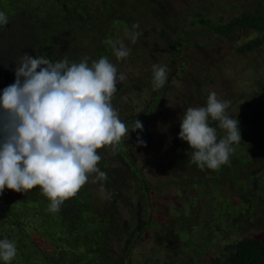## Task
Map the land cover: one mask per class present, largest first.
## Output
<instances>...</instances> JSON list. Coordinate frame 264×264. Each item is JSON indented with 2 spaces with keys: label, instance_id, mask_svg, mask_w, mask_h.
<instances>
[{
  "label": "rangeland",
  "instance_id": "1",
  "mask_svg": "<svg viewBox=\"0 0 264 264\" xmlns=\"http://www.w3.org/2000/svg\"><path fill=\"white\" fill-rule=\"evenodd\" d=\"M0 11L9 21L0 26V57L6 49L16 59L12 68L0 61V91L14 82L23 53L69 62L106 56L126 77L113 106L129 128L135 119L143 125L115 154L97 150L111 199L91 178L57 213L38 186L0 194V239L17 247L10 264H33L42 251L51 264H223L237 240H264L263 31L227 30L246 13L264 20V0H0ZM134 23L141 35L124 40L131 52L118 61L103 41ZM18 31L32 38L26 47L10 40ZM153 64L168 68L159 90ZM210 92L231 101L241 134L219 170L199 169L178 135L184 111L204 106Z\"/></svg>",
  "mask_w": 264,
  "mask_h": 264
},
{
  "label": "clouds",
  "instance_id": "2",
  "mask_svg": "<svg viewBox=\"0 0 264 264\" xmlns=\"http://www.w3.org/2000/svg\"><path fill=\"white\" fill-rule=\"evenodd\" d=\"M8 22L0 11V26ZM138 28L134 23L123 36L103 41L118 61L129 57L124 40L135 44ZM89 61L87 56L69 62L66 56L53 61L46 55H20L14 82L0 91V194L5 189L27 193L38 186L50 202L47 211L57 213L91 178L100 182L102 197L111 199L97 150L111 146L115 154L122 138L143 131V125L135 119L131 128L126 126L112 104L125 74L106 56ZM152 76L153 89L163 88L167 66L153 64ZM230 104L210 92L204 106L188 107L180 119L179 138L193 150L191 162L201 170L230 164L234 146L241 142L239 122L227 112ZM137 143L144 146L139 139ZM16 256V242L0 239V261L10 264Z\"/></svg>",
  "mask_w": 264,
  "mask_h": 264
},
{
  "label": "trees",
  "instance_id": "3",
  "mask_svg": "<svg viewBox=\"0 0 264 264\" xmlns=\"http://www.w3.org/2000/svg\"><path fill=\"white\" fill-rule=\"evenodd\" d=\"M235 24L240 25L243 28L246 27H252L257 30H262L263 33L261 34L262 37V42H264V20L260 19V14H251V13H246L245 15L236 18L232 24H228L227 30H231L234 28ZM221 26H218V30H221ZM3 30V29H1ZM18 35L15 34L14 37H12L10 40H14V43L18 47H26L27 45L30 44V40L32 38L26 37L25 35H22L21 32L18 31ZM5 40H9V37L6 36ZM28 43V44H27ZM5 44H3L2 41H0V50L4 48ZM16 47V48H18ZM7 50L4 49L2 52V55L0 57V61L2 63H9L10 62V67L12 68L14 66V58L13 55H8ZM18 58V57H17ZM16 63V62H15ZM9 68V67H8ZM4 82V83H2ZM5 80H1L2 84H6ZM8 83V82H7ZM247 135V134H246ZM38 189V187H36ZM11 190L5 189L3 193L5 192H10ZM13 191H11L12 193ZM33 197H37L39 194L36 193L35 191L30 192ZM36 194V195H35ZM14 195L10 196L8 198L11 200V198ZM22 238V237H21ZM23 240V239H22ZM24 241V240H23ZM33 241V240H32ZM35 242V240H34ZM37 245V243H35ZM227 256L223 262V264H264V240H260L257 238H243L240 240H237L233 244H231L228 247L227 251ZM40 253V252H39ZM43 258L41 260L35 259L33 264H45V261L47 260L48 264H51V259L50 257L47 256V253L42 251ZM3 261H1L2 263Z\"/></svg>",
  "mask_w": 264,
  "mask_h": 264
}]
</instances>
